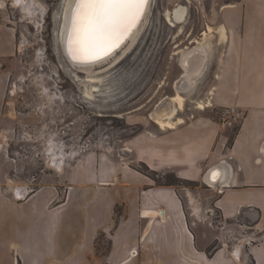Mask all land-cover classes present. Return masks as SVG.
<instances>
[{
    "label": "rangeland",
    "instance_id": "1",
    "mask_svg": "<svg viewBox=\"0 0 264 264\" xmlns=\"http://www.w3.org/2000/svg\"><path fill=\"white\" fill-rule=\"evenodd\" d=\"M250 2L264 0H152L140 33L124 58L113 66L109 60L90 68L71 67L61 51L58 30L66 0H33L31 6L15 0L9 6L8 2L7 19L15 30L16 51L13 71L6 82L1 79L3 186L19 197L22 186L54 185L58 197L50 207L63 208L66 214L75 212L77 218L79 211L85 215L96 211L100 221H109L113 230L119 221L136 225L141 192L178 179L173 171L158 173L138 159L139 137L169 130H163L150 114L156 108L174 107L175 85L184 81L181 57L192 49L197 56L203 53L206 60L200 72L189 78L190 88L181 90L185 102L175 119L181 117L184 122L194 116L223 115L225 108H201L198 103L211 95H207L206 81L211 80L216 66L222 8ZM175 6L185 7V16L170 25L163 14ZM208 25L213 32L204 37ZM207 54H211L209 60ZM189 62L193 69V61ZM237 126H231L230 134ZM60 151L65 154L57 166L51 160L58 163ZM145 176L152 184L144 183ZM100 179H106L107 185L99 184ZM178 180L177 193L188 211V222L202 220L203 238L212 242L208 250L215 251L226 240L229 254L241 237L240 244L245 247L237 253H243L247 264H252L246 254L256 238L251 221L246 217L221 219L213 206L215 184ZM185 187L196 196L193 206L200 208L196 217L189 214ZM215 236L222 241L217 243ZM109 243L110 234L98 232V255L107 253Z\"/></svg>",
    "mask_w": 264,
    "mask_h": 264
},
{
    "label": "crops",
    "instance_id": "2",
    "mask_svg": "<svg viewBox=\"0 0 264 264\" xmlns=\"http://www.w3.org/2000/svg\"><path fill=\"white\" fill-rule=\"evenodd\" d=\"M10 1L0 0V105L1 79L6 82L15 67V30L7 19ZM232 4L237 8H222L226 38L220 42L216 33V66L206 81L207 95L214 89L209 106L244 110L231 142L230 125L214 115L194 116L163 129L168 131L139 137L137 155L158 173L173 171L178 179L201 182L204 172L223 160L228 174L213 187L214 209L224 221H251L256 238L246 254L252 264H264V2ZM145 177L144 183L152 184ZM100 180L107 185L106 179ZM177 184L142 191L136 225L119 221L113 230L96 211H79L77 218L75 212L50 207L58 197L54 185L22 186V195L16 197L0 175V264H247L243 253L227 254V241L219 236L215 238L222 241L221 247L208 250L212 242L203 238L202 220L188 222ZM187 189L189 214L196 217L200 208L193 206L196 196L192 193L191 199ZM100 231L110 234L108 251L102 255L96 252ZM240 239L237 252L245 247Z\"/></svg>",
    "mask_w": 264,
    "mask_h": 264
},
{
    "label": "snow or ice",
    "instance_id": "3",
    "mask_svg": "<svg viewBox=\"0 0 264 264\" xmlns=\"http://www.w3.org/2000/svg\"><path fill=\"white\" fill-rule=\"evenodd\" d=\"M146 3L147 0H77L69 36L73 59L96 60L107 55L137 22Z\"/></svg>",
    "mask_w": 264,
    "mask_h": 264
},
{
    "label": "bare ground",
    "instance_id": "4",
    "mask_svg": "<svg viewBox=\"0 0 264 264\" xmlns=\"http://www.w3.org/2000/svg\"><path fill=\"white\" fill-rule=\"evenodd\" d=\"M15 1H16V3H19V5H21L20 3H26L28 6H31V4L33 2V0H19V2H17V0H15ZM74 3H75V0H68L66 8H65L64 18H63V22H62V31H61L63 44L65 43V38L67 35L68 25H69L70 17L72 14V7H73ZM163 15L166 17V19H168L170 25H175L176 22H181L184 19L185 7L175 6L172 10L166 9L164 11ZM211 32H213V29L210 25H208V31L203 32L204 37L208 36V34H210ZM137 33H138V29L133 31V33L131 35V42L129 43V45L126 46L125 49H123L121 56L124 55L125 52L127 51V49L132 45V43L134 42V40L136 38ZM180 33H181V29L179 30V34ZM217 33H219L220 42H222L226 38V29L222 24L219 26ZM177 52H179V51H177ZM121 56H119L117 59H115V61H118L119 58H121ZM198 57L199 56H197L195 51H193L192 49H189L181 57L180 64H181L182 69H183L182 76L184 78V81L181 83V85H179V84L175 85L176 94L174 95V97L171 98V101H173L175 104L174 107L172 108V107L166 106L163 108H156L150 114V118L152 120H154L157 124H159V126L161 128H163V129L175 128L177 126V124L183 122V119L181 117H177V119H175L176 112L179 109L183 108L184 102H185V98L183 97V95L180 92L182 89L188 90L190 88V84L188 82L189 78H191L194 75H197L200 72L201 67L203 65V61H205V60H203L205 57L203 58V56H202V59L201 58L199 59ZM189 61H193V63H192L193 69L189 68V64H188V63H190ZM213 93H214V90L211 89L209 94H213ZM211 99L212 98L210 96H208V99H206L205 101L199 102L198 106L201 108H204L205 106L210 105ZM58 154H59L57 157L58 163H57V161L55 162L54 160H51L52 163H54L57 166L59 165V163H61V161H63L65 153L60 151ZM206 182L211 186H213V184H214L213 182L209 183L210 181H206ZM187 193H188L189 197L191 199H193V195L190 193V191H188ZM233 253L236 257H238L237 247L235 248Z\"/></svg>",
    "mask_w": 264,
    "mask_h": 264
},
{
    "label": "water",
    "instance_id": "5",
    "mask_svg": "<svg viewBox=\"0 0 264 264\" xmlns=\"http://www.w3.org/2000/svg\"><path fill=\"white\" fill-rule=\"evenodd\" d=\"M67 2H68V0H66V3L62 7V10H61V16H60V19H61V23L60 24L61 25H60L59 30H58V33H59L58 40H59L61 51L63 52V56H64L65 61L71 67H74V68H90V67H92L94 65L108 62L109 60L113 62L112 65H111V66H113V65L119 63L124 58V56L128 52V49L132 45L127 49V51L125 52L124 55L121 56V53H122L123 49H125L126 46L129 45V43L131 42V35H132L133 31L138 29V33L136 34V38H137L138 34L140 33L141 27L143 26V23H144V21L146 19L148 10L150 9V5L152 3V0H147V3L145 4V6L143 8V12L140 15L139 19L131 27V29L126 34H124L122 36V38L120 39L119 43L116 46H114L111 49V51H109L107 53V55H104L101 58L96 59V60H85V59H80V58L73 59L72 55L69 52V36H70L71 27H72V15H73V10H74V8L76 6L77 0H75V3L73 5V7H72V14H71L69 25H68V31H67V35H66V38H65V43L64 44L62 43V36H61L62 22H63L64 13H65V8H66V5H67ZM119 56H121V58H119L118 61H115V59H117ZM227 174H228V170L225 167V162L222 160V161L214 164L210 168H208L204 172V174L202 175V180H203V182H206V181L213 182L215 184V186H216L218 183L226 180Z\"/></svg>",
    "mask_w": 264,
    "mask_h": 264
},
{
    "label": "built area",
    "instance_id": "6",
    "mask_svg": "<svg viewBox=\"0 0 264 264\" xmlns=\"http://www.w3.org/2000/svg\"><path fill=\"white\" fill-rule=\"evenodd\" d=\"M222 116L217 118L225 122L230 126H234L236 123H239L244 115V110L238 106L224 107Z\"/></svg>",
    "mask_w": 264,
    "mask_h": 264
},
{
    "label": "trees",
    "instance_id": "7",
    "mask_svg": "<svg viewBox=\"0 0 264 264\" xmlns=\"http://www.w3.org/2000/svg\"><path fill=\"white\" fill-rule=\"evenodd\" d=\"M231 139H232V134H231V136L229 137V143L231 142ZM177 181H179V180L177 179V180H175V181L168 182V184H177V183H178Z\"/></svg>",
    "mask_w": 264,
    "mask_h": 264
}]
</instances>
